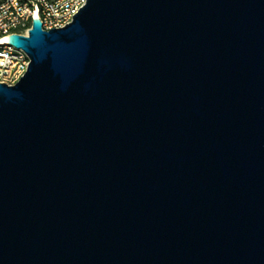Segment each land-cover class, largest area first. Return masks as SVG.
<instances>
[{
  "label": "water",
  "instance_id": "obj_1",
  "mask_svg": "<svg viewBox=\"0 0 264 264\" xmlns=\"http://www.w3.org/2000/svg\"><path fill=\"white\" fill-rule=\"evenodd\" d=\"M10 44L0 264H264V0H87Z\"/></svg>",
  "mask_w": 264,
  "mask_h": 264
},
{
  "label": "built area",
  "instance_id": "obj_2",
  "mask_svg": "<svg viewBox=\"0 0 264 264\" xmlns=\"http://www.w3.org/2000/svg\"><path fill=\"white\" fill-rule=\"evenodd\" d=\"M87 0H0V83L15 86L25 76L29 55L12 45L8 37L28 36L34 18L43 23V30L63 28Z\"/></svg>",
  "mask_w": 264,
  "mask_h": 264
}]
</instances>
